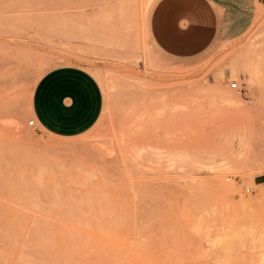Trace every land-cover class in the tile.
I'll list each match as a JSON object with an SVG mask.
<instances>
[{
	"label": "rangeland",
	"instance_id": "rangeland-1",
	"mask_svg": "<svg viewBox=\"0 0 264 264\" xmlns=\"http://www.w3.org/2000/svg\"><path fill=\"white\" fill-rule=\"evenodd\" d=\"M152 1L0 0V264H264V0H219L244 28L186 61ZM60 65L103 95L73 137L28 124Z\"/></svg>",
	"mask_w": 264,
	"mask_h": 264
},
{
	"label": "crops",
	"instance_id": "crops-1",
	"mask_svg": "<svg viewBox=\"0 0 264 264\" xmlns=\"http://www.w3.org/2000/svg\"><path fill=\"white\" fill-rule=\"evenodd\" d=\"M245 21L242 11L225 10L219 0H153L146 30L159 53L186 61L205 53L224 34L240 32ZM102 105V90L92 73L77 65H60L37 80L30 111L46 133L73 137L96 123Z\"/></svg>",
	"mask_w": 264,
	"mask_h": 264
},
{
	"label": "built area",
	"instance_id": "built-area-1",
	"mask_svg": "<svg viewBox=\"0 0 264 264\" xmlns=\"http://www.w3.org/2000/svg\"><path fill=\"white\" fill-rule=\"evenodd\" d=\"M230 85H231V87H236L237 83L232 82ZM28 124L29 125H34L35 124V120L34 119L28 120Z\"/></svg>",
	"mask_w": 264,
	"mask_h": 264
}]
</instances>
